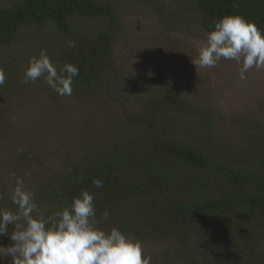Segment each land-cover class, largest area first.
Listing matches in <instances>:
<instances>
[{
  "label": "trees",
  "instance_id": "16d2710c",
  "mask_svg": "<svg viewBox=\"0 0 264 264\" xmlns=\"http://www.w3.org/2000/svg\"><path fill=\"white\" fill-rule=\"evenodd\" d=\"M137 1L143 4L138 13L151 12L157 24L152 36L145 35L147 46L141 51L161 65L139 68L142 74L135 63L127 71L117 63L114 42L127 17L122 0L0 1V68L5 59L7 66H21L23 79L28 58L46 49L54 63L78 67L71 96L109 97L123 112L104 122V129L116 134L103 135L79 160L36 183V201L43 211L53 204L59 209L86 189L99 210L117 211L120 218L107 221L111 227L188 245L184 264H264V133L251 129L238 134L240 148L214 139L213 112L193 98L201 93L196 81L183 80L179 88L165 69L169 56L162 55L164 42L154 41L161 33L205 36L213 21L228 13L264 30V0ZM8 71L0 96L12 90ZM24 88L25 101H34L37 92L51 102L59 96L43 78L27 92ZM257 107L264 111V104ZM125 130L123 137L117 135ZM93 178L102 179L104 186L96 188ZM4 204L0 200V207ZM6 235H0V243Z\"/></svg>",
  "mask_w": 264,
  "mask_h": 264
},
{
  "label": "rangeland",
  "instance_id": "374dc122",
  "mask_svg": "<svg viewBox=\"0 0 264 264\" xmlns=\"http://www.w3.org/2000/svg\"><path fill=\"white\" fill-rule=\"evenodd\" d=\"M122 1L127 3L124 10L127 17L120 24V31L114 42L118 65L127 71L128 66L135 63L133 68H136L138 74L143 73L139 69L142 67L160 68V62L152 53L154 61L151 58L149 61L148 54L141 51L142 45L147 46L145 35L152 36L153 29L157 28L154 16L146 10L144 15L138 13L143 4L137 0ZM127 9L129 13L136 11V15L130 16ZM154 41L159 44L164 42L162 55L164 53L169 56L165 69L173 75L172 80L179 88L183 87V80L196 81L201 93L197 96V91L193 98L213 112L216 128L214 139L240 148L243 132L254 129L264 133V111L257 107L264 104V69H250L245 80L239 78V66L232 60L221 59L215 67L197 69L191 57L197 56V48L205 41V36H196L194 31L179 35L161 33ZM142 53H146L147 57L144 61H139ZM21 62L23 64L25 61ZM7 63L5 59L2 69H9L12 90L0 96V191L5 193L3 207L14 211L15 206L7 195L14 186L10 181L12 172L22 176L26 189L33 192L36 183L50 171L70 160H79L86 148L103 135L116 134L105 130L104 122L120 118L123 112L121 105L109 97L101 100L58 96L55 102H51L37 92L34 101H25L26 95L20 89L25 85L22 83L25 78H21L23 73L19 71L21 66H7ZM130 69L132 67L128 68ZM32 83L34 82L30 81L26 84V92L32 87ZM130 106L135 109L134 103H130ZM238 118L249 121L238 124ZM127 132L125 130L117 135L123 137ZM26 173L28 174L25 175ZM94 205L101 215L103 210H99V202L94 201ZM128 207L131 208L129 204ZM52 209V213L58 210L53 204L45 206L44 211L48 214ZM109 212L108 221L116 222L120 218L116 219L118 213L114 209ZM101 226L111 228L109 222H103ZM13 230L14 225L9 224L8 233L0 245L7 247L13 243L10 239ZM132 237L141 241L145 251L151 254V264H180L183 263L182 259L187 261L185 256L190 254L189 246L179 242L152 240L151 236ZM0 264H11V260L5 258L0 260Z\"/></svg>",
  "mask_w": 264,
  "mask_h": 264
},
{
  "label": "clouds",
  "instance_id": "9594fccd",
  "mask_svg": "<svg viewBox=\"0 0 264 264\" xmlns=\"http://www.w3.org/2000/svg\"><path fill=\"white\" fill-rule=\"evenodd\" d=\"M205 41L191 57L198 69L217 66L221 59L235 61L239 78L247 79L252 68L264 69V30L238 13L224 14L210 25ZM73 44L69 42L68 47ZM79 69L72 63L58 65L46 49L28 58L24 82L43 81L59 96H71L73 80ZM5 72L0 68V87L5 86ZM26 173L25 175H27ZM13 187L7 195L15 210L0 207V235L10 234L13 243L0 245V260L10 258L11 264H151L152 256L144 245L118 227L104 228L110 212L105 209L96 219L94 194L81 189L71 202L51 215L37 203L35 194L26 189L22 176L10 174ZM92 184L102 188L104 182L93 178ZM5 193L0 192V200Z\"/></svg>",
  "mask_w": 264,
  "mask_h": 264
}]
</instances>
